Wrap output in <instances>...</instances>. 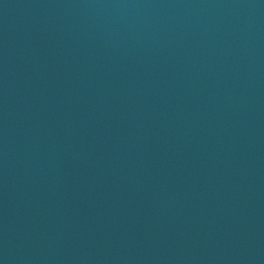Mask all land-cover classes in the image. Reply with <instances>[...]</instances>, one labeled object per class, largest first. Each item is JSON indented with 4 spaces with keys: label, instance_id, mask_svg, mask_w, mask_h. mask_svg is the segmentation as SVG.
<instances>
[{
    "label": "water",
    "instance_id": "water-1",
    "mask_svg": "<svg viewBox=\"0 0 264 264\" xmlns=\"http://www.w3.org/2000/svg\"><path fill=\"white\" fill-rule=\"evenodd\" d=\"M0 264H264V0H0Z\"/></svg>",
    "mask_w": 264,
    "mask_h": 264
}]
</instances>
